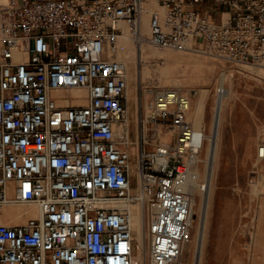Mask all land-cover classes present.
Returning <instances> with one entry per match:
<instances>
[{"label":"built area","instance_id":"obj_1","mask_svg":"<svg viewBox=\"0 0 264 264\" xmlns=\"http://www.w3.org/2000/svg\"><path fill=\"white\" fill-rule=\"evenodd\" d=\"M147 1L0 5V264H183L193 204L182 188L206 130L188 118L190 94L156 77L142 89L145 111L130 118L127 67L109 52L124 24L139 51L192 44L264 65V0H156L163 14H150L144 35ZM185 1L210 5L200 13ZM127 198L142 208L141 243L119 205ZM33 205L36 216L2 221L5 207Z\"/></svg>","mask_w":264,"mask_h":264},{"label":"rangeland","instance_id":"obj_2","mask_svg":"<svg viewBox=\"0 0 264 264\" xmlns=\"http://www.w3.org/2000/svg\"><path fill=\"white\" fill-rule=\"evenodd\" d=\"M212 18L218 21L217 15ZM142 24L141 19V28ZM196 50L175 48L176 56L155 55L146 61L136 45V117L145 111L149 95L142 89L148 78L156 77L160 88L173 87L160 80L162 72L179 80L178 88L190 94L191 106L195 102L197 111L188 118L203 126L207 134L216 98L227 89L232 90L233 99L224 100L216 186L212 189L204 226L202 264H264V159L256 158L257 144L264 137V65L246 64L250 67L247 71H238L237 66L243 63H228ZM145 69L149 71L146 76ZM221 73L225 75L223 82H220ZM219 85L224 87L222 94L216 92ZM200 168L203 169L202 164ZM196 199H199L197 194ZM193 216L191 238L183 249V264H194V249L203 230V223L196 219V214Z\"/></svg>","mask_w":264,"mask_h":264},{"label":"bare ground","instance_id":"obj_3","mask_svg":"<svg viewBox=\"0 0 264 264\" xmlns=\"http://www.w3.org/2000/svg\"><path fill=\"white\" fill-rule=\"evenodd\" d=\"M5 0H0V2H4ZM162 7H158L154 0H148L146 5L144 6V10L141 15L142 19V28L141 32L144 35H149V17L152 12H159L163 14ZM123 33L120 35L117 41V48L115 52H109L110 58L123 62L126 64L128 71V89H127V99H128V111L129 116L134 121L136 120V107L134 102H136V95L134 94V86L136 83V68L134 66L136 62V43L132 36L131 29L122 25ZM192 44H188L189 50H196L195 47L191 46ZM183 50V49H182ZM197 51V50H196ZM199 52H202L199 50ZM177 54L174 49H162L159 51L156 48H152L149 44L144 43L141 45V56L146 61L151 56H159L160 58H171L176 56ZM179 54V53H178ZM130 64V65H129ZM249 65L243 64L237 66L238 71H247ZM149 71L147 69L143 70V74L148 75ZM160 80L162 79L163 84L168 86L172 85L173 87H179L181 82L175 78H170L166 75L165 72L160 74ZM225 79V75L223 73L220 74V82H223ZM162 86L164 87V85ZM79 91H72V94L78 93ZM224 92V91H223ZM197 94V93H196ZM222 94V93H221ZM233 92L229 88L222 95H219L216 98V107L213 116L212 125L210 128L209 134H205V144L198 151V154L195 156L194 164L192 165L187 182L185 186L182 188V191L189 195L192 199L193 206L196 205V210H193L192 207V217H191V225L194 222L195 218L193 214H196L197 220H200L203 223V227L201 228V239L197 244L198 247L194 249V264H202V247H203V235L205 229V223L208 214V208L210 205V200L212 196V189L215 185V173H216V162L219 150V142H220V132L221 126H223L224 115H223V107L225 98L233 99ZM197 105L195 102L192 103L188 111V115L191 116L195 114L197 111ZM202 113V109H201ZM195 129L200 130L204 128L201 125L196 124L192 121ZM168 133L167 136H169ZM200 164L203 165V169L200 168ZM204 183V184H203ZM204 186V187H202ZM216 186V185H215ZM206 189L202 191V189ZM131 195L134 196L135 191L131 189ZM196 194L198 195V200L196 199ZM121 208L126 212L127 218L129 220L130 228L132 232L135 234L139 243H141L143 238V215L142 208L140 203L136 200L121 199L119 202ZM30 214L32 216H36L38 214V206H7L3 210L2 221L6 223H17L23 220V215ZM198 222V221H197ZM200 224V223H199ZM198 225V224H197ZM200 226V225H198ZM200 230V228H199ZM200 237V236H199ZM187 245V244H186ZM185 245V246H186ZM186 249V248H185Z\"/></svg>","mask_w":264,"mask_h":264},{"label":"crops","instance_id":"obj_4","mask_svg":"<svg viewBox=\"0 0 264 264\" xmlns=\"http://www.w3.org/2000/svg\"><path fill=\"white\" fill-rule=\"evenodd\" d=\"M209 5H210L209 1H204L202 4H196V5L190 6L185 1V5L184 6L187 7V8H193L194 10H196V11H198L200 13H204L207 10Z\"/></svg>","mask_w":264,"mask_h":264}]
</instances>
